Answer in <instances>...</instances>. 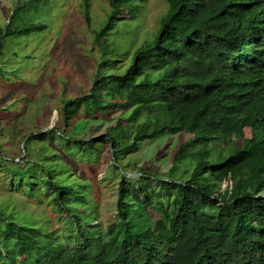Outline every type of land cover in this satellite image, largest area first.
<instances>
[{
	"label": "trees",
	"instance_id": "trees-1",
	"mask_svg": "<svg viewBox=\"0 0 264 264\" xmlns=\"http://www.w3.org/2000/svg\"><path fill=\"white\" fill-rule=\"evenodd\" d=\"M146 1L109 0L107 20L95 31L102 51L95 82L64 103V128L27 135L30 154L19 161L1 156L10 191L49 197L67 215L60 229L51 228L11 202L0 205V264H264V0H166L154 37L134 50L122 73L107 70L119 55L107 37L124 12L135 19ZM49 2L17 4L1 36L43 33L49 25L32 13ZM89 7L84 0L88 21ZM118 111H130L132 121L143 111L161 116L136 125L131 143L118 124L102 142L83 137ZM81 112L85 117L74 122ZM245 127L252 135L242 146L224 158L216 153L212 143L230 142ZM180 133L191 138L178 146L172 165L186 172L193 164L188 176H128L121 163L128 149L134 154L143 141ZM104 140L113 168L123 171L116 215L106 225L96 222V206L78 210L91 205L90 183L68 162H91ZM32 141L42 147L32 151Z\"/></svg>",
	"mask_w": 264,
	"mask_h": 264
},
{
	"label": "rangeland",
	"instance_id": "rangeland-1",
	"mask_svg": "<svg viewBox=\"0 0 264 264\" xmlns=\"http://www.w3.org/2000/svg\"><path fill=\"white\" fill-rule=\"evenodd\" d=\"M25 1L0 0V28L4 29L9 23L16 5ZM89 2L90 21L86 18L84 0H50L48 6H41L32 13L34 20L49 25L43 33L22 37L20 40L2 37L0 33V158L4 156L19 161L20 157L30 154L24 144L27 135L46 131L56 125L63 129L61 118L64 103L83 95L95 82L102 54L95 31L105 24L110 5L109 0ZM168 9L166 0H147L135 19L124 12L122 16L126 19L119 21L107 37L113 49L117 48L119 55L114 63L106 64L105 68L110 71L117 68L122 73L134 50L145 40L154 37ZM100 41L102 43L104 38ZM129 114L130 111H118L114 114L110 112L108 122H104L100 130L90 129L83 137L96 143L102 142L103 136L108 138V128L118 124L126 142L131 143L136 125L153 122L161 116L158 112L143 111L136 121H132L128 119ZM84 117L85 114L81 112L74 122ZM113 118L115 120H110ZM251 135V128L245 127L238 136L233 137L231 143L220 138V142L215 145L212 143L211 146H215L216 153L220 151L224 158L233 152L235 144L242 146L243 139ZM189 138L191 135L180 133L143 141L137 153L130 154L133 148L128 149L121 163L126 166L125 171L130 177H137L141 171L161 178L169 175L177 178L188 176L193 164L189 163L185 172L183 168L172 165V158L178 146ZM102 145V152L91 157V162L79 157L71 158L68 162L73 165L74 174L79 179L90 183V187L86 189L90 190L93 202L91 200L89 207L81 206L78 210L84 212L86 209L90 210L91 206H96L97 212L93 214L98 216L96 222H104L106 225L116 215L117 187L123 171L113 168L110 141L104 140ZM52 146L57 147L55 144ZM41 147L39 141L30 143L32 151ZM8 178L7 173L0 170L1 206L12 203L18 213L35 214L48 222L49 227L60 229L66 212L60 213L48 201L49 197L39 199L36 196L30 199L27 193L10 191ZM153 214L155 218L158 217Z\"/></svg>",
	"mask_w": 264,
	"mask_h": 264
},
{
	"label": "water",
	"instance_id": "water-1",
	"mask_svg": "<svg viewBox=\"0 0 264 264\" xmlns=\"http://www.w3.org/2000/svg\"><path fill=\"white\" fill-rule=\"evenodd\" d=\"M53 127H54V126H53ZM53 127H51V129H52Z\"/></svg>",
	"mask_w": 264,
	"mask_h": 264
}]
</instances>
